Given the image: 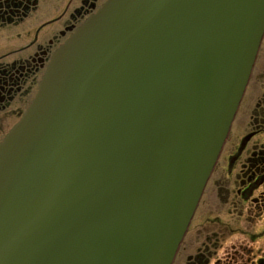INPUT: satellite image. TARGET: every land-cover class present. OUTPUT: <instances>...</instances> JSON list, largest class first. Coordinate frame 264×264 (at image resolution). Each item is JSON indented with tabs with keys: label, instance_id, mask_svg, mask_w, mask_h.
Returning a JSON list of instances; mask_svg holds the SVG:
<instances>
[{
	"label": "water",
	"instance_id": "obj_1",
	"mask_svg": "<svg viewBox=\"0 0 264 264\" xmlns=\"http://www.w3.org/2000/svg\"><path fill=\"white\" fill-rule=\"evenodd\" d=\"M263 36L264 0H106L0 142V264H172Z\"/></svg>",
	"mask_w": 264,
	"mask_h": 264
},
{
	"label": "flooded vegetation",
	"instance_id": "obj_2",
	"mask_svg": "<svg viewBox=\"0 0 264 264\" xmlns=\"http://www.w3.org/2000/svg\"><path fill=\"white\" fill-rule=\"evenodd\" d=\"M105 1L80 0L74 6L73 12L67 18H63L62 14H50V11L55 9L54 6L50 8L48 0H0V142L20 119L35 96L53 53ZM44 6H46V17H40L38 13ZM263 40L264 36L260 48ZM259 51L236 115L257 70ZM262 76H264V65L256 78V85L263 88V93L256 99L253 130L245 133L237 145L231 146L227 156L230 167L239 163L240 174L237 173V180L235 179L238 188L234 191L233 197L235 207L241 213L244 207H247L257 215H264V143L258 142L264 137V79ZM228 135L204 191L216 169ZM256 137L258 139L248 149L247 145ZM245 171L247 174L244 173ZM204 191L172 264H225L222 262L223 256L216 257L219 249L226 253L222 243L227 230L225 231L221 226L215 238L205 234V227H201L194 233L189 245L186 244L184 247ZM255 193L258 194L254 197ZM240 250L242 252L237 254L239 259L242 258L239 263L232 261L233 263L227 264H264V255L257 256L243 248Z\"/></svg>",
	"mask_w": 264,
	"mask_h": 264
},
{
	"label": "rangeland",
	"instance_id": "obj_3",
	"mask_svg": "<svg viewBox=\"0 0 264 264\" xmlns=\"http://www.w3.org/2000/svg\"><path fill=\"white\" fill-rule=\"evenodd\" d=\"M46 1V0H45ZM70 0H48V4L55 10H51L50 14L61 15L66 8ZM80 0H76L75 4H78ZM74 8V7H73ZM72 11L66 10L63 18H67ZM40 17H46V6L41 8L38 13ZM258 67L252 78V82L245 96L244 102L234 119L230 133L227 138V142L223 148L221 157L218 161L216 169L210 178V181L204 191L203 198L200 202L198 210L192 221L191 229L188 237L185 239L184 247L186 244L189 245L191 239H193L194 233L197 232L201 227H205V234L211 235L213 238L217 237L219 226L226 231L224 237L223 246L226 249V253L219 249L216 257H224L222 262L225 264L237 261L239 259L237 254L242 251L240 248L252 252L257 256L264 255V215H257L247 207L239 212L233 203L234 191L238 188L237 173L240 174L239 163H236L232 167L228 163L227 156L230 153L231 146L238 144L241 137L248 132H251L254 126V110L256 108V99L263 93V88H259L256 85V78L258 72L264 65V40L261 45L258 57ZM264 79V76H262ZM260 139L259 143H264V137ZM258 137L253 138L247 145L250 149L256 142ZM247 174V171L244 172ZM231 193V194H228ZM255 193L253 196H257ZM187 241V243H186ZM232 262V263H233Z\"/></svg>",
	"mask_w": 264,
	"mask_h": 264
}]
</instances>
